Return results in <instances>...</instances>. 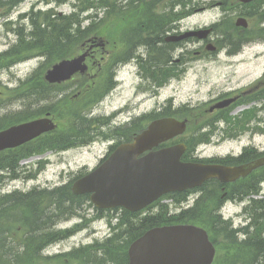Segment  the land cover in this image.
I'll list each match as a JSON object with an SVG mask.
<instances>
[{"label":"flooded vegetation","instance_id":"af4514ba","mask_svg":"<svg viewBox=\"0 0 264 264\" xmlns=\"http://www.w3.org/2000/svg\"><path fill=\"white\" fill-rule=\"evenodd\" d=\"M69 0H0V10L3 11L5 22H23L30 21L29 36L32 43L33 53H55L52 35V24L54 20L62 18L64 21L63 8ZM110 3L113 11L117 7L142 9L144 17L142 19H134L135 25L124 29L122 25L115 24L112 39L110 43V56L113 68V77L121 80L122 75L130 66L131 60L135 58L138 70L143 68L145 79L143 84H137L134 87L133 94L144 93L148 97H156L160 94V90L172 84L175 88H182L188 83L189 78L196 80L192 82L197 94L200 93L201 87H204L203 96L190 101L192 107L196 109L192 113L195 121L194 134L198 136L223 135L224 138H237L244 135V131L234 132L232 130H223L224 115L228 108H214L216 104L236 96L238 103L247 97H255L254 99L264 107V65L255 75L253 81L239 89L238 86L232 85L230 82L231 76L228 75L226 69L222 72H217L214 77L209 76L207 70H197V65L182 66V62L188 58L187 53L192 50V58L195 63L208 58H211L208 51L209 47H214L215 37L213 32H210L208 38H184L176 40V35H179L181 29H191L190 27L183 28L181 22L187 19L190 10H201L212 7V1H206L201 6L195 7L191 0H97V3ZM84 1H80L83 4ZM222 10L227 11V2L221 1L218 3ZM249 6H241L244 12L241 16L248 21V27H241L238 31L240 48L238 53L243 61L248 57H254L255 61L264 59V0H255L248 4ZM184 6V7H183ZM203 6V7H202ZM190 7V9H187ZM203 9V10H204ZM184 10V11H183ZM16 13V17L12 19V15ZM169 12L166 14V12ZM183 12V13H182ZM254 19V21H253ZM254 22V26L250 27ZM204 24V23H203ZM7 29L6 24L4 25ZM193 28V27H192ZM212 29V28H211ZM5 35H8L5 32ZM63 39L66 40V27L63 29ZM234 41L230 39L231 46ZM235 44V43H234ZM66 48V41H65ZM216 46V45H215ZM95 51L90 50V53ZM237 51H232L226 54H236ZM1 53H18L16 50L8 48ZM196 59V60H195ZM151 67L149 72L144 68ZM206 71V72H203ZM140 72V71H139ZM209 72V73H208ZM225 83L218 85L215 83L216 78L220 74ZM215 79V80H214ZM31 85L30 98H32V107L36 113V118L40 117L39 110H43L44 102H51L53 96V85L45 84L42 87L41 81ZM116 83L115 81H113ZM119 82V81H118ZM192 86V87H193ZM69 84L63 86L67 92ZM244 93L245 90H249ZM234 103V104H235ZM4 105L0 103V130L3 129V121L5 118ZM46 106L45 109H49ZM96 110L90 109V115L96 113ZM217 122V127L215 123ZM37 141H35L36 143ZM255 149L261 156L264 155V148L258 149L254 145H247L239 152L229 151L225 155L213 156L217 159L209 158L208 162L222 163L226 165H239L249 161L253 157V151H242L243 149ZM251 175V176H250ZM248 175L251 178H259L264 180V166L254 170ZM233 184V183H232ZM229 184L228 186L232 185Z\"/></svg>","mask_w":264,"mask_h":264},{"label":"trees","instance_id":"16d2710c","mask_svg":"<svg viewBox=\"0 0 264 264\" xmlns=\"http://www.w3.org/2000/svg\"><path fill=\"white\" fill-rule=\"evenodd\" d=\"M59 29L61 35L56 32L57 35L53 34L54 46L67 41L69 53H44L48 58L46 65L74 55L83 34L88 30L95 31L98 27L82 30L78 18L71 14L66 40L63 39L62 27ZM17 54L21 57L22 53ZM68 123V146H73L79 140L77 114L71 117ZM60 134V138L54 134V142L62 140V132ZM27 155L28 153L17 151L2 152L0 164L8 166L16 156V163L8 166L13 170L18 159ZM249 182L240 184L242 192H257L256 183ZM207 185V196L204 195L193 207L176 214H170L164 204H160L157 211H148L141 216L139 213L123 211L118 222L112 226L111 236L95 248L92 246L76 250L70 256L73 263L127 264L128 244L147 229L172 223H195L207 230L211 241L217 247L218 253L213 264H264V195L250 203L251 224L233 229L230 223L216 212L220 204V191L216 188L218 185ZM171 197L179 202L185 199V194L174 193ZM87 201V196H74L69 184L50 190H34L27 194L15 192L0 196V264H39L40 261L46 264L40 259V250L60 235L51 231L50 226L62 218L76 214L78 208ZM152 207L151 205L149 209ZM239 231H243L246 237L239 239ZM17 234L20 235L15 237ZM96 249L101 253L98 262H95Z\"/></svg>","mask_w":264,"mask_h":264},{"label":"water","instance_id":"95a60500","mask_svg":"<svg viewBox=\"0 0 264 264\" xmlns=\"http://www.w3.org/2000/svg\"><path fill=\"white\" fill-rule=\"evenodd\" d=\"M236 24H241V19ZM84 58L82 54L54 64L45 78L49 82L70 78L85 69ZM53 127L47 119L12 127L0 133V149L18 145ZM184 128V122L172 118L152 122L133 142L120 144L100 166L77 179L72 191L91 193V201L101 208L122 206L136 211L168 192L199 186L211 177L232 180L264 163L258 160L247 168L185 163L180 161L185 148L182 144L136 158L144 150L183 132ZM213 255L214 247L207 233L194 225L151 228L128 249L129 264H210Z\"/></svg>","mask_w":264,"mask_h":264},{"label":"rangeland","instance_id":"374dc122","mask_svg":"<svg viewBox=\"0 0 264 264\" xmlns=\"http://www.w3.org/2000/svg\"><path fill=\"white\" fill-rule=\"evenodd\" d=\"M206 1H209V2L212 1L211 4H213V6L208 7L206 9L203 8L204 10L203 9L197 10V11L190 10L189 17H187V19L181 22L183 28H186V27L194 28L199 25H200L199 27H202L203 23L204 24L205 23H215L216 21L218 23V22H221L224 16L228 17V23L230 24L232 22L231 20L232 16L236 17L239 13H242L245 11L241 7H237L236 9L231 8L234 5H238L237 4L238 2L234 0H223L227 2L226 7L231 10V15H229L228 12L226 13L224 10H222L221 6L218 5V3L221 2L222 0H191V2L193 3L195 7L201 6V4H203ZM187 9H190V7H187ZM63 11L65 13H68L69 7H64ZM15 17H16V13L12 15V19H14ZM252 26H254V22L252 23ZM30 29L31 27L27 25V31H30ZM0 31L1 33H4V27H0ZM217 32H218L217 40L220 45L221 39H224L225 36H227L228 33H231L232 31L229 27L225 26V24L223 23L222 26L217 29ZM109 34L110 33H107V32L104 33L103 39L108 41V39L110 38ZM1 36H0V50H6L7 48H9V46L16 45L18 42V40H16V38L13 35H10L9 42H7V40L4 39L2 43ZM219 48L220 50L218 54H216V56L213 57L215 61L210 62V61L202 60L198 63H193V65H197L198 71L207 70V67H208L207 71L210 72L208 73H209V76L212 78L215 76L217 72H220V71L222 72L223 68L226 69V71L236 70L235 76H239L240 73H242L243 74L242 76L244 75L246 76V82L258 71L261 62L258 63V61H255L249 58L247 62L241 63V62H238V58H227L225 55L226 51L223 50L221 46H219ZM94 53H95V58H97V60L100 56L99 55L100 53H104V54L110 53V42H108L107 46H104V49H102L101 47H98L97 51H95ZM191 53H192V50L189 53H187V56L189 59L192 58ZM45 67H43V64L39 63L38 59L34 58V59L27 60L21 65H18V66L16 65L15 67H12L9 69L3 68L0 71V92H2L1 96L2 97L4 96L6 85L8 87H17L20 81L19 78L25 79L27 75H32L34 71H36L35 76L39 78L41 77L42 72ZM203 72H206V71H203ZM91 73H88L87 75H84V76H77L76 78L73 79L74 81L72 82V85H70V87L73 85L80 86V87L77 89L70 90L69 92L70 94L68 98L69 101H79L80 93L85 89V87H87L92 82L94 75ZM223 76H225L223 73L220 74V76L216 78L215 83H217L218 85L224 84L225 80L221 78ZM242 76H240V82L243 80L241 79ZM123 77H124V85H123L124 88L121 89V91H118L117 94L111 96L108 100H106L104 102V105L100 108L101 111L112 112L114 110H117L122 105H125L127 100L130 98V95L133 91L131 88L132 81H135L137 79L133 76L130 70L128 73H126V75L124 74ZM35 82L36 81L32 79V83L30 85H33ZM192 82L196 83V80L189 78L188 83L185 84L180 91H178L177 97L173 89H165L160 96V101L163 100L164 98H167L171 94H175V104L176 105L180 103L195 101L196 99L201 98L203 96V91H204L205 86L201 87L200 93L197 94L194 86L192 87L191 85ZM30 85L27 86L26 89L30 87ZM141 97L142 96L136 97L135 102H138L141 99ZM31 102H32V98L28 97L27 101L25 100V103H31ZM61 102L63 103L61 105V108H64L66 104L64 103L65 100ZM153 105H154V100L143 99L141 103H139L136 109H134L133 111L129 113H125L124 116L120 117L119 119L124 120L130 117L131 115H133L134 111L135 113L149 111L153 107ZM23 106L24 105L22 103L13 101V105H10V108L13 110L14 109L16 110V109L22 108ZM257 116H259L260 118L262 117L264 119V111L262 110L257 111ZM250 118H251L250 122L253 124L255 116H251ZM238 127H242V124H240ZM244 135L239 137V139H237L239 140L238 143L235 141H231V140H224L220 142L219 146L218 144L215 145V146H218L216 148L215 146H212L213 143L211 142V144L208 145L207 147H202L198 155L206 156L214 152L225 153L228 150L239 151L241 146L251 143V141H253L255 145H257L260 148L264 147V134L259 135L254 130L253 131L248 130L244 133ZM106 146H107V142L105 143L97 142L89 149L80 148V149L69 150L68 152H64V153H54V154L44 155L43 157L48 156L49 164L46 166V169L43 171V173H41L38 176L37 181L21 179L19 181L6 182L1 187L3 190L2 192L12 191V189H14L15 186L18 187L17 189L27 191L31 186L35 184H40L42 186H46L48 184L49 185L58 184L63 179H69L76 171H79L82 167H84V165H86V167L88 168H92L97 163L98 159L102 157V155L105 153ZM32 160L33 159H28L26 161L29 162ZM26 161L21 162V166L27 165L25 164ZM241 209H242V204H227V206L224 209V214L226 216L227 214L231 215L233 218L234 224L239 225V223L242 221L244 217ZM94 227L98 230H101V235L103 234V232L107 230L105 221L95 223ZM79 237L80 236L78 235L68 242L57 245L53 249L52 252L62 251V250H66L72 247L74 243H77L80 240Z\"/></svg>","mask_w":264,"mask_h":264},{"label":"bare ground","instance_id":"6f19581e","mask_svg":"<svg viewBox=\"0 0 264 264\" xmlns=\"http://www.w3.org/2000/svg\"><path fill=\"white\" fill-rule=\"evenodd\" d=\"M67 26H68V23H63V24L61 25L62 30H63L65 27H67ZM239 232L242 233V234H244L243 231H239Z\"/></svg>","mask_w":264,"mask_h":264}]
</instances>
